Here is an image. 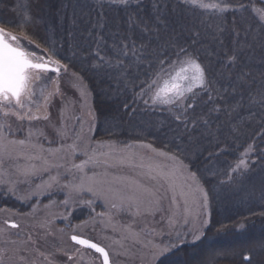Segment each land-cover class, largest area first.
<instances>
[{"label":"snow or ice","instance_id":"snow-or-ice-1","mask_svg":"<svg viewBox=\"0 0 264 264\" xmlns=\"http://www.w3.org/2000/svg\"><path fill=\"white\" fill-rule=\"evenodd\" d=\"M41 3L52 7L51 0ZM257 3L264 0H95L84 5L60 0L44 34L27 12L18 21L0 18V195H16L21 185L30 192L20 199L65 192L59 201L64 212L39 219L36 238L11 240L7 229L20 225L9 219L0 224V264H83L85 250L99 254L89 264H120L121 256L141 244L148 264H160L184 243L185 234L176 231L180 220L194 225L187 233L192 243L205 237L218 189L240 195L257 164L264 166V146L256 143L247 144L232 162L222 158L245 134L237 120L242 109L264 128V7ZM69 19L74 30L60 32ZM65 37L72 40L67 49ZM89 74L126 96L121 105L126 111L159 114L162 119L153 123L167 139L94 145L82 129L69 130L61 118L60 145L46 148L47 137L33 130V122L50 121L53 99L64 97L62 75L83 88ZM16 132L26 134L16 138ZM77 153L84 157L79 163L73 160ZM83 193L91 199H83ZM97 199L107 211L95 212ZM80 207H87L89 215L73 224ZM121 213L145 221L140 231L131 224L121 228L122 240L131 243L115 241L120 247L113 250L84 235L104 217L116 231L115 217ZM157 215L160 225L167 220L179 243L146 238L162 234L157 224L148 223ZM55 219L65 221L67 231L57 228ZM65 237L74 245L66 247ZM49 238L58 242L42 250L41 242ZM249 251L248 264H264V256L258 259L255 249ZM146 257L140 256L141 264Z\"/></svg>","mask_w":264,"mask_h":264},{"label":"trees","instance_id":"trees-1","mask_svg":"<svg viewBox=\"0 0 264 264\" xmlns=\"http://www.w3.org/2000/svg\"><path fill=\"white\" fill-rule=\"evenodd\" d=\"M85 3H95V0H81V5ZM51 5L50 8L49 4H42L41 0H0V18L7 21H18L27 12L34 17L36 28L41 34H44L45 29L51 23L49 13L60 7V0H51ZM256 6L264 7V3H257ZM64 30H74L70 19L63 23L60 32ZM59 38L58 35L57 39ZM65 40L64 47L67 49L72 40L70 37H65ZM61 87L67 100L79 96L80 91H83L82 87L72 82L69 75H62ZM83 88L91 98V107L97 120L94 133L96 142L114 140L133 144L138 143L137 137H139L144 142L160 144L167 139L165 132H158L153 123L162 119L159 114L137 111L133 115L126 111L121 107L126 96H117L106 83H101L100 77L89 74ZM139 107L142 108L143 105H139ZM237 120L244 124L245 134L235 142L230 153L226 157H222L229 162L239 156L249 143L264 146L262 143L264 135H261L264 133V128L258 121L251 120L247 108L238 113ZM255 158L253 156V159ZM245 187L252 188L254 196L246 202L239 203H233L239 195L234 198V195L227 189H218L219 195L223 194L227 199L234 198L232 205H224V199L221 201L218 197L211 209V223L205 239L203 238L201 242L192 247L183 245L174 254L162 259L160 264H213V262L214 264H230L228 257L239 264H248L243 258L250 254V249L262 250L259 256H264V248L260 247L264 244V233L256 241L252 239L253 235L260 236L253 231L254 228L258 227L257 230L264 228V216L260 215L261 212H264V199H261V190L264 189V166L257 164L245 180ZM7 199V194L0 195V204H10L11 201ZM3 218L4 215H0V220ZM240 223H244L245 227L238 228ZM223 239H227L226 244L222 242ZM236 242L239 245H235Z\"/></svg>","mask_w":264,"mask_h":264},{"label":"rangeland","instance_id":"rangeland-1","mask_svg":"<svg viewBox=\"0 0 264 264\" xmlns=\"http://www.w3.org/2000/svg\"><path fill=\"white\" fill-rule=\"evenodd\" d=\"M26 43V42H25ZM61 87V84H60ZM83 91H80L79 96L74 98H69V100L66 99V97H60L57 96L53 99L50 107L48 108V114L50 115L51 119L50 121H39V122H33L35 131L36 129L43 130L47 139L43 140L44 146L46 148L51 147L53 149L57 148L60 145V138L56 135V128H57V122L63 118L64 121L67 123V127L69 130L75 128L77 131H80L82 129V133L88 137H91L93 140V144L95 145L94 140V133L96 131L97 127V120L94 116L92 107H91V98L86 93L85 89L82 88ZM49 91L51 88L48 89ZM62 90V87H61ZM94 117V119H93ZM82 120L83 123H79L78 121ZM24 128L27 129L28 125L25 123ZM16 124H13V130L15 131ZM89 128H91V131H89ZM26 132H16V138H23ZM51 141V144L48 142ZM72 140L68 139L66 141V144H71ZM106 151L107 149H102ZM137 151H144L143 149H133ZM82 159H84L83 156H81L79 153H77V156L73 158L75 163H79ZM20 163H24V161H20ZM87 171V169H86ZM125 174H128V170H125ZM52 175H56L55 171L52 172ZM43 179L46 181L48 179V176L45 175ZM36 184L40 183V180L37 179L35 181ZM245 191L240 193L239 197L236 199V201L233 202V199L236 198V195H234L233 199H227L223 194L219 195V199L222 201L224 199V205H232L233 203H239V202H246V200L251 199L254 196V192L252 188L245 187ZM32 191L35 190V185H32L31 188ZM30 192V189L26 185H21L20 190L17 192L16 195H8V201H11L10 204H0V215H4V218L0 220V224L3 223L5 219H9L12 221H15L20 225L17 229L8 228L7 231L10 233L9 239L16 240V241H23L26 239V237L31 234L33 235V238H36L37 235V227L36 222L43 218L45 215H48L52 217L53 215H59L64 212L63 207L60 206L59 201H62L65 198V192L55 190L52 192L51 196L45 195L41 192L40 195H32L28 199H20L18 197H22L25 194H28ZM247 192H252L251 197L249 198L246 196ZM83 199H91L90 193H83L82 194ZM55 203H51V202ZM45 205H48L47 208H45ZM95 212L101 213L107 211L105 207V202L102 199H97L94 204ZM35 209V211H33ZM89 209L87 207H80L78 208L74 213V218L72 219V223L76 224L80 220L86 219L89 215ZM95 215V213H93ZM211 216V214H210ZM211 220V217H209ZM161 220V217L157 215L155 217V220H152L151 218H148V223H154L157 224L158 227L162 228V234L158 236H152L147 235V239L152 240L154 243L159 244L161 240L164 241V243H168L169 240L176 241L175 232L171 231L167 228V220H165V223L163 225H160L159 222ZM145 221L138 220L131 218L127 213H121L115 217V227L116 231H113V225L109 222V217H104L102 220L98 219L96 221V224L98 227L95 228V230H92V227L90 226L85 232V236H90L94 242L101 241L103 244L109 245L113 250L119 249L120 245L119 243H114L115 241H121L124 243H131L130 241H123L122 240V233L121 228L125 225H133L134 229L136 231H140V228L143 227ZM210 225V224H209ZM55 226L57 228H65L66 229V222L61 219H55ZM194 225H184L183 221L180 220V222L176 225V231H179L181 233L185 234L184 237V245L188 246H195L200 241H197L195 244L192 243V236L187 235L190 228H192ZM198 226V224L196 225ZM209 226L204 229L206 235L207 230ZM254 228V232L260 235L258 238L255 237L256 235H253L252 238L254 241L259 239L261 236H263L264 228ZM67 231V229H66ZM169 232H171V235H169ZM205 235V236H206ZM205 239V237H204ZM229 241V240H228ZM58 241H54L51 238L48 240L41 242V249L42 250H50L51 247H53ZM179 243V241H176ZM224 244H226L227 239H223L222 241ZM64 245L66 247H71L74 244L67 239V237L64 238ZM235 245H239V243H235ZM181 246V247H182ZM78 247V246H75ZM180 247V248H181ZM178 250V249H177ZM176 250V251H177ZM262 250L256 249L257 252V258L260 257V252ZM262 253V252H261ZM145 255L146 257V250H143V246L138 245L133 251L127 255V256H121L120 257V264H141L140 256ZM95 257H98L97 254L85 250V255L83 257V264H89V261L94 259ZM115 258V257H113ZM165 257H162L164 259ZM222 258V257H221ZM230 259V264H239L235 260H233L231 257H228ZM261 258V257H260ZM66 260V258H62ZM244 259V258H243ZM96 264H99V260H97ZM144 264H148L147 257L144 260Z\"/></svg>","mask_w":264,"mask_h":264},{"label":"water","instance_id":"water-1","mask_svg":"<svg viewBox=\"0 0 264 264\" xmlns=\"http://www.w3.org/2000/svg\"><path fill=\"white\" fill-rule=\"evenodd\" d=\"M74 243V242H73ZM79 246V245H78ZM80 247H83V246H80ZM93 251V250H92Z\"/></svg>","mask_w":264,"mask_h":264}]
</instances>
